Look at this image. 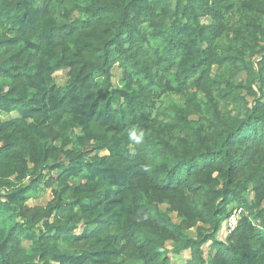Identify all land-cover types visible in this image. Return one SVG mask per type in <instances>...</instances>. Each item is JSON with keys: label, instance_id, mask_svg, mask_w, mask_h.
Segmentation results:
<instances>
[{"label": "trees", "instance_id": "1", "mask_svg": "<svg viewBox=\"0 0 264 264\" xmlns=\"http://www.w3.org/2000/svg\"><path fill=\"white\" fill-rule=\"evenodd\" d=\"M0 112V264H264V0H0Z\"/></svg>", "mask_w": 264, "mask_h": 264}, {"label": "rangeland", "instance_id": "2", "mask_svg": "<svg viewBox=\"0 0 264 264\" xmlns=\"http://www.w3.org/2000/svg\"><path fill=\"white\" fill-rule=\"evenodd\" d=\"M114 74H115V77L118 78L119 77V69L118 67H115L114 68ZM54 78H55V81L56 83L59 85V86H63L67 80V70H59L57 72H55L54 74ZM18 115V112H12V113H9V114H6V113H3V112H0V116L3 120H7V119H10L14 116ZM52 198V195H51V191L48 189L46 191H44L42 193V195L38 198V199H35V200H29L28 204L29 205H34V204H39V205H46ZM165 205H162L161 207H164ZM171 217L173 219V221L176 222V213L173 212L171 213ZM189 233H194L195 232V228H192L191 230L188 231ZM26 244V243H25ZM27 245V244H26ZM167 247H170L169 243L167 244ZM205 255L206 253L208 254V251H207V246L205 245ZM177 261V263H181L183 262L182 260L184 259V257L181 255L179 257Z\"/></svg>", "mask_w": 264, "mask_h": 264}, {"label": "built area", "instance_id": "3", "mask_svg": "<svg viewBox=\"0 0 264 264\" xmlns=\"http://www.w3.org/2000/svg\"><path fill=\"white\" fill-rule=\"evenodd\" d=\"M241 213V208H234L231 210L228 217L223 221L222 226L217 234L219 238L223 239L227 237L236 228Z\"/></svg>", "mask_w": 264, "mask_h": 264}, {"label": "crops", "instance_id": "4", "mask_svg": "<svg viewBox=\"0 0 264 264\" xmlns=\"http://www.w3.org/2000/svg\"><path fill=\"white\" fill-rule=\"evenodd\" d=\"M177 219V218H176ZM176 221H178V219L176 220ZM188 234L190 235V236H192V237H194L195 236V234H196V231L193 233H189L188 232ZM169 243V245H170V243L171 242H168ZM167 243V244H168ZM209 244H210V242L209 243H207V251H208V253H209V251L211 250V246H209ZM170 247H171V245H170ZM170 247H168V248H170ZM205 252H206V250H205V247H204V257H207V253H206V255H205ZM212 253H214V251H212ZM190 254H191V252H190V250H184V251H182L181 253H179V254H170L169 253V256L171 257V263L172 264H178L177 263V261L176 260H178L179 258H177V257H179V256H183L184 257V259L182 260L183 262H181V263H179V264H183V263H185V261L187 260V259H189L190 258Z\"/></svg>", "mask_w": 264, "mask_h": 264}]
</instances>
